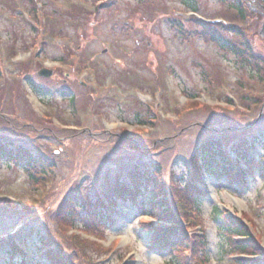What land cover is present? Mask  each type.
Returning <instances> with one entry per match:
<instances>
[{
  "label": "rangeland",
  "instance_id": "obj_1",
  "mask_svg": "<svg viewBox=\"0 0 264 264\" xmlns=\"http://www.w3.org/2000/svg\"><path fill=\"white\" fill-rule=\"evenodd\" d=\"M194 1L196 13L183 0H0V144L25 148L41 163L26 170L0 157V238L10 235L0 243V264L10 242L25 243L28 264L48 250L69 264L259 260L253 250L264 252V63L241 64L202 38L200 27L208 21L240 28L264 60V18L257 20L264 0L251 5L247 22L231 3ZM44 68L48 79L37 76ZM252 139L262 147L247 149L254 165L243 185L203 172L193 181L202 143L231 153ZM136 178L153 193L163 188L165 210L183 198L191 215L176 220L189 243L173 252L157 248L151 234L168 224L120 200L102 222L72 210L75 203L104 207L113 188ZM191 183L201 191L199 210L197 196L181 190ZM215 208L247 236L223 234L226 219ZM201 234L206 253L191 254ZM232 241L248 250L236 252Z\"/></svg>",
  "mask_w": 264,
  "mask_h": 264
},
{
  "label": "trees",
  "instance_id": "obj_2",
  "mask_svg": "<svg viewBox=\"0 0 264 264\" xmlns=\"http://www.w3.org/2000/svg\"><path fill=\"white\" fill-rule=\"evenodd\" d=\"M220 3H231L233 6V9L239 19L242 21H249L248 14L252 13L253 8L251 5L253 4H259L255 0H216ZM183 3L187 5L191 12L196 13L195 10V1L194 0H183ZM250 6V7H249ZM260 6V5H259ZM261 7V6H260ZM262 8V7H261ZM252 9V10H251ZM261 15H264V11L262 14L258 15L257 20H261L264 17H261ZM260 16V17H259ZM264 28V24L262 25ZM200 32L202 35V38H205L212 44H214L218 49L221 51L228 53L229 55L236 58L238 61L242 62L241 64L245 63L248 65H258L259 62H263L264 60L252 53L251 47L249 43L245 40L244 31L241 30L238 27L233 26H224V25H217L213 24L210 25V23L202 24L200 27ZM251 65V66H252ZM171 124V123H170ZM169 125V124H168ZM167 125V126H168ZM120 137H115V139L120 140L121 142H126L127 144L134 145L131 143V141L127 140H121ZM207 143V142H205ZM219 143V142H218ZM259 144L261 146V143L259 141L249 140L245 143H243L242 147L235 146V149H231V153L228 151H224V147H221L219 145L222 144H209L205 147L204 143H202L199 148L196 149L194 154L193 161H197L194 165H191V172L190 176L193 177V181L196 183V181H199L201 179L200 175L201 172L203 174L212 177L215 179V181H226L227 184L233 183L237 185H243L242 181L245 174H248L252 170V165H254L247 155V151L250 150L253 146H256ZM262 147V146H261ZM248 149V150H247ZM26 149L21 148L19 146L14 147L13 144H0V157L2 160H4L8 164L13 165H23V167L26 170H29L30 168L34 169V167L37 169V163L39 162L34 158L32 155L26 154ZM234 158V161L233 159ZM192 161V163H193ZM40 163V162H39ZM191 163V164H192ZM41 164V163H40ZM198 164V165H197ZM238 164H243L245 166L246 172H236V167ZM241 173V174H240ZM200 177V179H197L195 181V176ZM41 178H45V173L41 174ZM140 178V175L138 176ZM137 178L133 179V182L130 186H118L116 188H113L114 194L110 198V200L105 199L104 207H83L80 204H74V208L72 210L74 212H82L83 214H86L88 216V220L90 221V217H93L94 219L98 220L99 222H102L104 220H108L107 217L108 214L110 216H114L116 207L114 203L118 200L121 202L127 204L129 203L131 206H133L141 216H148L150 218H153L159 222H163L165 224H168V229H165L163 231L156 230L151 234V243L156 246L157 248H160L161 250L173 252L175 249L179 248L181 244H187L189 243V239L187 238L185 231L177 224L176 217L177 216H186L191 215L189 213V210H186V204L183 201V198L179 196L172 205L174 208V211L165 210V197L163 188H158L156 190V193H153L150 189H147V187H139L137 185ZM153 183V182H152ZM190 184L189 187L186 188L182 187V191L184 194H189L190 197L193 198V205L196 209L199 210L200 204L197 203V198L201 196V191L198 189L197 184ZM136 187V188H135ZM106 205V209H105ZM185 206V207H184ZM103 209V210H101ZM221 210L218 208L214 209V212L216 213L217 217H219L221 220H224L226 218L224 214H220ZM60 213V207L57 209V214ZM55 214V215H57ZM182 218V217H181ZM197 220V217L194 218V221ZM231 219H226V223L224 228L222 229L223 234L228 235H237L239 237H245L247 236L246 230L240 225L236 220L230 222ZM223 223V221H222ZM151 225V224H150ZM71 226V225H70ZM152 226V225H151ZM74 226H71L70 229H74ZM153 228V226H152ZM76 229V228H75ZM9 234H5L0 238V243L4 242L6 243ZM6 238V239H5ZM195 239V238H194ZM202 239V240H201ZM195 244L188 248L191 254L200 253V255H204L207 250V244H206V237L205 234H201V237H198V239H195ZM233 245V248L237 250L236 252L244 251L246 252L248 250V247L244 248L243 245L240 246L238 243L233 242L231 243ZM25 243L23 246L16 244L15 242H10V245L8 248H5L4 252V258L6 260V263L3 262V264H28V254L26 252ZM255 251L254 254H261L259 256V260L256 261H250V262H244L242 260H234L231 261V264H264V252L259 248L253 250ZM34 255V253H31ZM253 255V254H252ZM241 256V255H238ZM257 255H253L255 257ZM69 264L67 262L66 257H62V255L58 253H51V250H48L45 252V255H43L42 260L39 261L37 264Z\"/></svg>",
  "mask_w": 264,
  "mask_h": 264
},
{
  "label": "water",
  "instance_id": "obj_3",
  "mask_svg": "<svg viewBox=\"0 0 264 264\" xmlns=\"http://www.w3.org/2000/svg\"><path fill=\"white\" fill-rule=\"evenodd\" d=\"M38 75L41 76V77H44V78H48V77L51 76V72L48 71V70L43 69V70L38 72Z\"/></svg>",
  "mask_w": 264,
  "mask_h": 264
},
{
  "label": "bare ground",
  "instance_id": "obj_4",
  "mask_svg": "<svg viewBox=\"0 0 264 264\" xmlns=\"http://www.w3.org/2000/svg\"><path fill=\"white\" fill-rule=\"evenodd\" d=\"M239 204V203H238Z\"/></svg>",
  "mask_w": 264,
  "mask_h": 264
}]
</instances>
